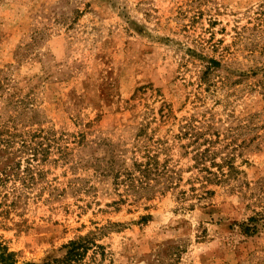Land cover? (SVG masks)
I'll use <instances>...</instances> for the list:
<instances>
[{
  "label": "rangeland",
  "instance_id": "rangeland-1",
  "mask_svg": "<svg viewBox=\"0 0 264 264\" xmlns=\"http://www.w3.org/2000/svg\"><path fill=\"white\" fill-rule=\"evenodd\" d=\"M264 264V0H0V264Z\"/></svg>",
  "mask_w": 264,
  "mask_h": 264
},
{
  "label": "trees",
  "instance_id": "trees-1",
  "mask_svg": "<svg viewBox=\"0 0 264 264\" xmlns=\"http://www.w3.org/2000/svg\"><path fill=\"white\" fill-rule=\"evenodd\" d=\"M65 249V255L59 259H49L43 264H103L105 260V250L98 246L94 239L80 238L71 242ZM5 255L2 263L5 262ZM34 264V263H30Z\"/></svg>",
  "mask_w": 264,
  "mask_h": 264
}]
</instances>
